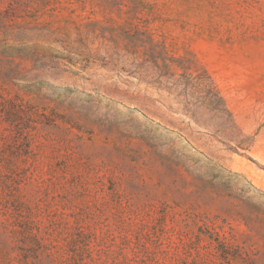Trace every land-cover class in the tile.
I'll return each instance as SVG.
<instances>
[{
  "label": "rangeland",
  "instance_id": "1",
  "mask_svg": "<svg viewBox=\"0 0 264 264\" xmlns=\"http://www.w3.org/2000/svg\"><path fill=\"white\" fill-rule=\"evenodd\" d=\"M147 1L175 91L58 58L74 23L125 21L95 0L0 15V103L22 109L0 117L6 198L66 257L71 239L59 232L82 226L97 235V264L118 246L127 257L165 251L174 264H264V0ZM11 221L0 206V264L8 252L56 263L29 240L17 250Z\"/></svg>",
  "mask_w": 264,
  "mask_h": 264
},
{
  "label": "trees",
  "instance_id": "2",
  "mask_svg": "<svg viewBox=\"0 0 264 264\" xmlns=\"http://www.w3.org/2000/svg\"><path fill=\"white\" fill-rule=\"evenodd\" d=\"M95 2L104 12L115 13L120 19L126 16L125 21L120 23L111 18L107 20L108 26L94 21H90L85 25L74 23L77 36L74 40L65 39L62 41L66 51L62 52L64 57L58 58L73 63L78 59L77 55H80L86 61L99 62L103 67L123 71L154 86L167 89L168 91H175L177 84H179V81L173 78L174 74L171 72L175 60L169 57L166 43L156 40L150 30V25L155 20L153 4L147 0H95ZM59 3L60 0H13L9 3L8 9L12 7L10 10H13L25 5L28 8L32 7L37 10L38 13L44 12L45 14L48 10H56L57 7L55 6ZM8 9L5 11L0 9V15L3 13L9 15L10 10ZM37 16L34 15L33 18H37ZM99 41H101L100 47H94ZM111 45H113V48L110 47ZM4 82L8 81L5 80ZM3 100L0 103V107H2V109L0 108V117L2 119L9 122L10 119L8 118H12L13 115L16 117L20 116L22 109L17 103L6 99ZM8 103L11 105L9 107L11 108L10 111H8ZM14 110L16 113H13ZM0 139H6L4 133H0ZM2 154L3 147L0 144L1 180L5 174L3 169H1L3 167ZM6 188H8V184L1 182L0 206L3 207L6 215H10L12 219H15V221H11L13 229L10 233L12 234L13 242L17 244V250L20 248L18 242L26 244V241L29 240L36 246L34 249L36 258L46 254L47 257L56 262L55 264H89L87 260L92 264H97V259L92 255L94 249L91 246L93 242L96 243L98 240L94 231L80 226L75 232L70 231L67 227L59 232L60 235H69V239H71L68 241V245L74 256L71 254L66 257L63 254L67 253H64L65 250L59 245V241L53 237L51 232L45 231L42 233L39 224L33 220L28 223L18 220L17 215H20V210L15 205H10V200L6 198L9 196L5 191ZM65 215L67 214L62 213L59 216V225L65 224V226H68L64 219ZM7 222H10V220H7ZM5 228L8 230L9 225L5 226ZM118 248L119 251L109 250L106 253L104 252L107 258L111 260V264H174L178 260L170 257L165 251H162V254L158 256H141L136 249H133L131 257H127L123 253V247L118 246ZM15 249L16 247L13 248V251ZM24 258L28 257H24V255L23 258L12 257L11 252H8L2 263L24 264Z\"/></svg>",
  "mask_w": 264,
  "mask_h": 264
}]
</instances>
